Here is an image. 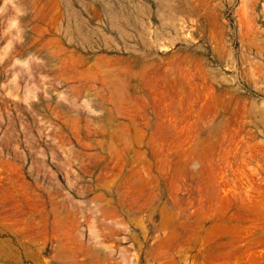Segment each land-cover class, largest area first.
I'll list each match as a JSON object with an SVG mask.
<instances>
[{"label":"rangeland","instance_id":"374dc122","mask_svg":"<svg viewBox=\"0 0 264 264\" xmlns=\"http://www.w3.org/2000/svg\"><path fill=\"white\" fill-rule=\"evenodd\" d=\"M0 9V264H264V0Z\"/></svg>","mask_w":264,"mask_h":264},{"label":"clouds","instance_id":"9594fccd","mask_svg":"<svg viewBox=\"0 0 264 264\" xmlns=\"http://www.w3.org/2000/svg\"><path fill=\"white\" fill-rule=\"evenodd\" d=\"M6 3L11 2V0H5ZM0 11H3V9H0Z\"/></svg>","mask_w":264,"mask_h":264}]
</instances>
